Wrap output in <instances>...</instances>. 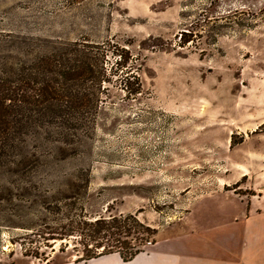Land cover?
Returning <instances> with one entry per match:
<instances>
[{
  "label": "rangeland",
  "instance_id": "1",
  "mask_svg": "<svg viewBox=\"0 0 264 264\" xmlns=\"http://www.w3.org/2000/svg\"><path fill=\"white\" fill-rule=\"evenodd\" d=\"M62 48L102 60L100 91L82 84L97 113L19 129L0 264L147 250L191 210L208 226L264 207V0H0V67Z\"/></svg>",
  "mask_w": 264,
  "mask_h": 264
},
{
  "label": "trees",
  "instance_id": "2",
  "mask_svg": "<svg viewBox=\"0 0 264 264\" xmlns=\"http://www.w3.org/2000/svg\"><path fill=\"white\" fill-rule=\"evenodd\" d=\"M85 55H79L75 49L62 48L43 54L35 64V72H32V67L23 68L19 74L0 67V162L15 147V136L20 135L24 127H30L32 121H42L44 117L56 122L60 119L57 123L63 128L75 129L72 122L79 120L75 119L79 118L78 113L84 117L90 109L97 111L98 96L93 100L89 98L84 94L82 84L91 82L100 91L106 75L102 60L98 58L91 63V58ZM133 93L138 94V89ZM17 125L24 127L17 129ZM100 223L97 220L91 225ZM144 229L152 234L148 227ZM124 248L125 252H118L124 262L144 251L129 243H125ZM105 254L109 253L96 254L88 250L85 260Z\"/></svg>",
  "mask_w": 264,
  "mask_h": 264
},
{
  "label": "crops",
  "instance_id": "3",
  "mask_svg": "<svg viewBox=\"0 0 264 264\" xmlns=\"http://www.w3.org/2000/svg\"><path fill=\"white\" fill-rule=\"evenodd\" d=\"M192 215L193 210L128 262L110 253L66 264H264V207L208 226L196 224Z\"/></svg>",
  "mask_w": 264,
  "mask_h": 264
}]
</instances>
